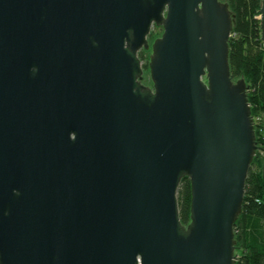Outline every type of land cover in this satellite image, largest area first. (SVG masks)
I'll list each match as a JSON object with an SVG mask.
<instances>
[{
  "label": "water",
  "instance_id": "1",
  "mask_svg": "<svg viewBox=\"0 0 264 264\" xmlns=\"http://www.w3.org/2000/svg\"><path fill=\"white\" fill-rule=\"evenodd\" d=\"M233 31L221 0H0V264H235L258 147Z\"/></svg>",
  "mask_w": 264,
  "mask_h": 264
},
{
  "label": "trees",
  "instance_id": "2",
  "mask_svg": "<svg viewBox=\"0 0 264 264\" xmlns=\"http://www.w3.org/2000/svg\"><path fill=\"white\" fill-rule=\"evenodd\" d=\"M229 4L234 17L230 39V70L234 81L245 79L255 122L257 155L246 181L241 214L235 225V264H264V42L262 40L261 0H221ZM148 68L149 59L139 54ZM180 217L190 223L191 181L184 177L178 190Z\"/></svg>",
  "mask_w": 264,
  "mask_h": 264
},
{
  "label": "rangeland",
  "instance_id": "3",
  "mask_svg": "<svg viewBox=\"0 0 264 264\" xmlns=\"http://www.w3.org/2000/svg\"><path fill=\"white\" fill-rule=\"evenodd\" d=\"M163 32H164L163 27L154 26L152 31H151V35L149 36L150 48L148 50L141 51V52L145 53V56L149 59V62H150V58H151V56L153 54L152 46H153L154 42L158 38H160L162 36ZM142 65H143V81H142V83L144 85H146L147 87H151L152 88L153 87V82H152V78H151L150 68H149V66H148V68H144V62L143 61H142ZM254 124H255V122H254ZM256 153H257V151H256ZM256 153H255V156L257 155ZM255 156H254V158H255Z\"/></svg>",
  "mask_w": 264,
  "mask_h": 264
}]
</instances>
